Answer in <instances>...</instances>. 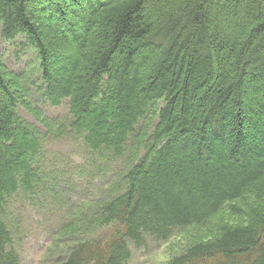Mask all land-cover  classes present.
I'll return each mask as SVG.
<instances>
[{
  "label": "trees",
  "instance_id": "obj_1",
  "mask_svg": "<svg viewBox=\"0 0 264 264\" xmlns=\"http://www.w3.org/2000/svg\"><path fill=\"white\" fill-rule=\"evenodd\" d=\"M39 1L0 0L1 34L24 35L38 49L44 95L52 105L69 99V136L105 157L103 167H87L103 174L109 162H126L125 171L100 175L105 184L91 201L76 203L79 214L63 201L69 214L56 228L48 264H129V241L182 232L190 235L185 251L163 264H264V97L258 103L245 91L253 79L264 88V0L246 6L256 22L252 35L263 37L259 45L240 43L231 66L213 51L209 8L243 0H186L176 13L170 5L162 13L166 29L154 27L147 0L34 7ZM66 10L83 13L81 33L79 21L66 23ZM68 28L77 52L53 77L46 43L61 39L60 31L67 37ZM7 72L0 59V264H22L4 207L20 189L34 192L31 159L42 145L18 117L21 95L10 89Z\"/></svg>",
  "mask_w": 264,
  "mask_h": 264
},
{
  "label": "rangeland",
  "instance_id": "obj_2",
  "mask_svg": "<svg viewBox=\"0 0 264 264\" xmlns=\"http://www.w3.org/2000/svg\"><path fill=\"white\" fill-rule=\"evenodd\" d=\"M44 1L46 0L36 2L34 7L42 6ZM147 2L154 27L161 26L160 29H166L163 24L168 17H164L162 13L167 11V7L170 5L173 7L172 12L176 13L180 9L177 4H184L186 0H147ZM244 2H246L245 6ZM233 3L227 6L220 2H214L209 8V29L211 34L215 35L213 40L210 39L211 45H218L219 52H216L215 48L213 51L215 54L219 53L227 66L233 65L236 61L235 55L240 51V46H243L240 43L246 45L250 41L249 45H259L263 37V34L252 35L251 33L256 22L251 20L250 15L246 13L248 0ZM58 14V12H54L51 15L57 19ZM181 14L186 15L187 12L183 13L182 11ZM81 15H83L81 10H78L77 13L68 10L65 15L66 23H69V20L79 21L76 29L79 33L84 30ZM181 16L183 17V15ZM68 29H66L67 37H64L65 34L60 31L61 35L63 34L61 39L54 38L46 43L50 50L49 64L53 77L60 76L61 66L65 64L67 57H74L77 52L75 35ZM181 31L182 37L187 36L188 31L185 27ZM96 35L92 33L91 39ZM193 38L195 37L192 36ZM216 58L218 57L216 56ZM241 58L244 59V56ZM0 59L8 71L14 74L11 75H16L22 80L19 79L17 82L16 77L11 76L8 72L9 75H5L10 89L20 91V105L23 106L17 108L18 117L33 132L32 135L39 138L42 145L41 154L31 159V165L38 175V179L35 180L38 184L35 185L34 192L22 188L18 193L7 197L4 221L14 235L17 248L22 256V264H48L46 253L53 244L56 228L61 221H65L69 214L68 203L63 201L69 200V206H75L73 215L79 214L83 210H80L76 203L81 200L88 202L87 199L91 201L97 195V187L105 184L106 180L99 178L100 175L108 176L117 169L124 170L126 162L125 164L123 161H119L117 164L113 161L109 162L110 169L104 170L103 174L87 167L90 162L103 167L106 165V162H103L105 157L92 151L81 141L82 137L79 135L77 137L74 134V138L69 136V123L71 118L73 119L69 110V99L66 98L57 106L48 101L44 95L48 82L43 78L39 51L28 41L26 36L19 35L13 40H7L1 34L0 28ZM215 65V80L219 82L218 75L222 65L219 63ZM263 89L253 79L248 82L245 91L249 98L259 103V100L264 97ZM258 103L256 107H259ZM56 196H61L62 201L56 200ZM228 212L230 211L228 210ZM189 238V234L182 232L178 236L172 237L170 242H164L152 236H147L146 242L142 246H137L133 241H130L132 256L129 264L169 262L173 256L185 251L186 241H190ZM196 241L206 242L207 239H193L194 243Z\"/></svg>",
  "mask_w": 264,
  "mask_h": 264
}]
</instances>
